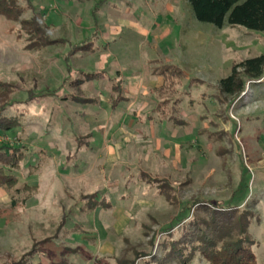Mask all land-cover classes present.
Wrapping results in <instances>:
<instances>
[{
    "label": "rangeland",
    "instance_id": "374dc122",
    "mask_svg": "<svg viewBox=\"0 0 264 264\" xmlns=\"http://www.w3.org/2000/svg\"><path fill=\"white\" fill-rule=\"evenodd\" d=\"M31 5L23 17L35 15L53 41L42 51L27 50L19 24L0 16V82L13 86L3 116L21 121L0 144L26 147L15 188L37 187L0 189V264H154L206 207L233 202H243L251 251L264 264V82L236 98L218 90L233 62L264 53V32L199 22L187 0ZM162 66L183 78H163ZM93 74L103 92L111 78L147 88L161 78L146 107L154 138L105 139L102 109L76 100L92 96L76 85ZM190 264L207 262L196 254Z\"/></svg>",
    "mask_w": 264,
    "mask_h": 264
},
{
    "label": "trees",
    "instance_id": "16d2710c",
    "mask_svg": "<svg viewBox=\"0 0 264 264\" xmlns=\"http://www.w3.org/2000/svg\"><path fill=\"white\" fill-rule=\"evenodd\" d=\"M24 1L27 3L25 6L20 0H0V16L11 24H19V27L13 30L16 31L19 38H24L27 50L33 49L36 52L47 49L53 41L49 39L47 30L39 23L35 15L23 17L24 13L33 10L31 0ZM187 3L195 19L199 22L209 23L217 28H221L226 22L232 27L241 26L251 31L264 32V0H187ZM78 49L80 47H76L75 50ZM169 69L167 66L160 67L159 75L164 78L170 72V76L176 79L183 76L180 69ZM83 82L77 81L78 86H76L79 87ZM259 82H264V53L233 62L230 74L219 81L218 90L221 95L227 98H236L244 92L247 83ZM0 88V132L17 130L21 121L16 118L7 119L3 116L7 107L12 104L8 100L3 102L2 99L4 94L12 92L13 86L0 82ZM68 96L65 94L63 99ZM28 98L31 99V96ZM76 100L79 101L78 98ZM161 101L162 99L159 103L161 105L170 102V100ZM181 122L183 121H175L176 125L186 123L188 125L186 121ZM87 137L90 138V134ZM25 149L26 147L18 146V144H0V189L8 192L12 190L13 196L20 195L25 190H37V187L27 183H24L22 189L15 188L19 180L13 173L25 160L26 156L23 151ZM243 170L248 172L246 168ZM11 198V203L15 204L16 199ZM26 200L24 197L21 202L24 203ZM242 203L233 202L231 210L226 207H206L205 212L209 215L197 220L193 224L192 230L179 237L175 247L166 249L163 257L159 261L155 260L160 264H190L197 254L207 264H256V259L251 251L252 241L247 232L248 221L245 212L238 211ZM155 260L148 263L156 264Z\"/></svg>",
    "mask_w": 264,
    "mask_h": 264
},
{
    "label": "crops",
    "instance_id": "0c3cea01",
    "mask_svg": "<svg viewBox=\"0 0 264 264\" xmlns=\"http://www.w3.org/2000/svg\"><path fill=\"white\" fill-rule=\"evenodd\" d=\"M98 72L100 73L103 71L97 70V72L95 74H97ZM95 74L87 75L89 77H86L83 80H81L82 82L83 81L84 82L80 83L79 87H77L78 86L77 85L76 89H79L80 92L84 93L88 89L91 88L90 94L92 96H89V98H78V100H79V102H83L86 105H95L96 107H98V108L100 107V109H102V110H99L100 111L99 115L100 116L103 115L101 117V120H104V122H106V125L104 127L106 130L105 135H104L105 139H107L111 135H112V138L114 139V138L119 137L121 134H126V133H129V135L131 136L130 139H132L133 137H139V136L142 138H145L146 136L154 138L155 137V129H154V126L151 125L150 121L148 123V120L150 118H149V115H147V113L150 111H148L146 107L147 106H151V107L154 106L155 103L150 101L149 100L150 98H148L149 92H150V89L154 88L156 85H159V86L162 85L161 78L157 77L160 80L157 81L156 85H152L149 88H147L146 85L134 84V83H131L128 86H126L123 84L122 81H121V84L119 82L117 84L116 83L114 84L113 80L117 79L118 77L115 79L111 78L108 81L107 86L104 89L105 92H103L102 91L103 88L101 86L98 89L92 85V81L94 80V78L96 80L103 81L101 79V77H98V76L94 77ZM117 75H118V73H117ZM119 80H121L120 77L117 81H119ZM87 82L89 83V86L87 88H85L84 84ZM97 97L99 99L101 98L105 101H103L101 103H99V102L96 103ZM86 100H88V101H86ZM97 104H99V106ZM125 105L126 106L128 105L126 110H125ZM169 106L171 108V104ZM98 112H96V113H98ZM131 114L133 115L134 120H129V116ZM143 116H146V118H144L146 120L143 119ZM131 123H133V125ZM161 124L162 123L159 124L160 128L158 130V134L162 128L163 129L165 128V126L162 127ZM144 133H145V135H144ZM100 136L101 135L99 133L98 137H100ZM162 136L165 137V135H162ZM175 137H176V135H175ZM90 138L93 139V138H95V136H93V134H91ZM132 141L134 142L135 140L133 139ZM95 147H93V148H95ZM122 149L123 148L120 147L119 150H122ZM116 151H114V152H116Z\"/></svg>",
    "mask_w": 264,
    "mask_h": 264
}]
</instances>
